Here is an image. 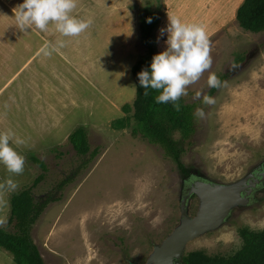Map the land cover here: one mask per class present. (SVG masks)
Here are the masks:
<instances>
[{
  "label": "rangeland",
  "instance_id": "1",
  "mask_svg": "<svg viewBox=\"0 0 264 264\" xmlns=\"http://www.w3.org/2000/svg\"><path fill=\"white\" fill-rule=\"evenodd\" d=\"M162 1L167 8L162 6ZM187 1L181 6L179 0H173L172 4L167 0H77V6L82 19L91 20L93 29L101 28L105 36L106 28L103 30L100 26L105 20L104 14L115 13L118 20H123L120 29L126 35L121 40L117 34L118 45L121 47L125 40L131 44L129 58L131 61L136 58L134 64L146 54L138 28L143 15L149 14L158 20L161 13H165L152 33L156 54L167 48V33L161 36L159 30L167 27L168 15L205 28L210 41L211 68L190 85L187 95L180 99L193 106V115L199 107L204 108L207 115L203 120L194 115V132L184 147L181 162L191 174L205 178L202 180L235 183L264 160V31L251 33L238 26L236 12L244 0H237L236 6H225L222 17L217 15L216 8L192 7L195 4ZM217 18L224 22L220 23ZM125 64L127 59L110 69L117 75L123 72ZM210 73L218 78L224 75L225 80L212 95L215 104L207 106L194 97L198 91L207 94ZM129 74L130 80L122 82L120 76L112 79L123 84L121 91L126 87L128 100L124 105L130 109L120 117H116L118 112L102 96L87 88L83 89L81 98H88L89 109L86 104L56 108L58 116H63L64 125L57 129L55 139L64 137V132L84 127L90 148H98L99 154L86 170L77 172L75 181L62 191L61 200L49 204L33 225L31 237L44 264H144L153 246L160 244L179 222L184 179L159 147L131 134L135 125L132 105L136 87L134 84L133 89L132 72ZM113 84L110 81L108 87ZM106 89L112 93L110 88ZM116 94L114 92L113 97ZM5 101L2 94L0 106ZM29 105L30 109L25 104L29 113L23 111L19 102L10 112H5L10 114L11 128L17 127L9 144L25 158V165L23 173L15 175L0 164V183L13 179L18 185L14 192L29 187L41 174L29 159L32 155L46 166L43 181L33 190L36 200L76 171L81 158L67 138L47 146L53 140L51 118L40 122L41 110L35 111ZM105 118L112 121L106 123ZM117 118L127 119L124 128L114 127ZM15 137L26 143L17 145ZM9 193L7 189L0 190V219H6V223L10 211ZM198 206V200L191 199L190 216H194ZM6 223L0 228H7ZM261 231H264V187L254 195L249 206L233 209L219 229L191 242L182 259L195 252L211 258L233 256L243 245V233ZM0 264H14L12 255L4 249H0Z\"/></svg>",
  "mask_w": 264,
  "mask_h": 264
},
{
  "label": "crops",
  "instance_id": "2",
  "mask_svg": "<svg viewBox=\"0 0 264 264\" xmlns=\"http://www.w3.org/2000/svg\"><path fill=\"white\" fill-rule=\"evenodd\" d=\"M179 1H182L181 6H184L186 0ZM188 1L195 4L192 7L216 8L218 9L217 15L220 17H222V9L225 6L237 5V0ZM168 2L172 4L173 0H167ZM21 3L23 1L0 0V96L5 94L6 98L5 104L0 106V132L11 130L15 133L17 128L15 125L17 123L13 125L15 128H11L12 124L9 123L11 121L10 114L5 112H10L11 108L19 102L26 113H29V104L35 111L37 109H39L38 111L41 110L38 113L40 122H43L46 118H51L49 122L53 124L51 125L53 140L51 139L47 146H50L53 142L57 144L61 140H66L71 133L70 131L64 132V137L55 139L57 129H61L64 125L62 122L63 116H58L56 108H61L64 105L76 108L77 105L84 106L86 104L89 109L88 98H84L85 100L81 98L84 95L82 93L83 89L86 88L89 92H97L96 95L102 96L105 102L113 109H116L118 112L116 117L122 116L124 114L121 111L122 107L128 100L126 87L121 91L123 84L121 82L117 84L112 79L115 76H120L122 82L127 79L130 80L131 74H129V71H131L136 61V58H134V61L129 58L132 47L127 40H125L126 43L122 41L121 47L118 45L117 34L121 40L126 35L120 29L123 20H118V16L115 13L109 16L104 14L103 18L105 20L100 26L103 30L106 28L107 36L101 33V28H99V31L93 29V23L86 31L76 37L61 36L51 24L48 31H40L33 26L32 29L22 32L18 28L12 11L13 8ZM162 6L167 8V4L165 6L163 1ZM80 12L81 9L77 6L71 15L82 19ZM97 12L99 14L100 10L98 9ZM163 14L165 15V13H161L160 18L164 16ZM160 18L157 20L158 23L163 20ZM216 20H220V23L224 22L222 18H217ZM102 39H105V41H102ZM58 40L64 41L65 46L63 48L53 51L49 57L38 54V50L45 41L55 45ZM122 47H126L128 50L126 51ZM18 50L19 53L17 54ZM126 59L127 64H125L124 69L126 70V75L124 70L115 75L110 67L113 68L116 63ZM110 81L114 84L108 87ZM106 88H110L112 93L109 94ZM114 92L117 93L115 97H113ZM100 101L101 99L99 98ZM118 103L119 106H117ZM25 104H28V108ZM34 110H32V113L35 115ZM25 120L28 121L27 118ZM108 121H112V119L105 118V122L107 123ZM45 125L47 126V124Z\"/></svg>",
  "mask_w": 264,
  "mask_h": 264
},
{
  "label": "trees",
  "instance_id": "3",
  "mask_svg": "<svg viewBox=\"0 0 264 264\" xmlns=\"http://www.w3.org/2000/svg\"><path fill=\"white\" fill-rule=\"evenodd\" d=\"M151 19V23L147 21ZM238 26L247 32L264 31V0H244L236 12ZM157 17L145 14L139 18V33L146 54L132 67L131 72L136 87L133 102V122L131 134L139 135L149 144L159 147L164 156L170 159L182 179L188 177V170L181 162V156L188 139L194 132L193 106L185 104L181 99L178 103L180 111H176L171 103H156L159 91L152 88L143 89L139 84L138 73L149 70L151 59L156 55L152 45V33L157 26ZM224 82L225 76L219 77ZM217 88H210L207 95L212 96ZM147 91L148 95H144ZM130 107L124 105L122 111L128 113ZM127 119H118L113 125L124 128ZM178 135V137H176ZM75 154L81 158L76 171L66 176L55 189L39 199L33 197V190L43 181L46 166L38 158L29 156L30 161L40 170L39 174L27 188L9 193L10 211L7 228H0V249L12 255L14 264H44L37 246L32 240V227L47 206L61 200L62 191L75 181L77 172L86 170L98 156L99 149H91L84 127H78L67 137ZM11 227L12 231L8 230ZM243 245L233 256L211 258L201 252L190 253L183 257V264H264V231L245 232L242 235Z\"/></svg>",
  "mask_w": 264,
  "mask_h": 264
},
{
  "label": "clouds",
  "instance_id": "4",
  "mask_svg": "<svg viewBox=\"0 0 264 264\" xmlns=\"http://www.w3.org/2000/svg\"><path fill=\"white\" fill-rule=\"evenodd\" d=\"M76 7L77 0H23V3L12 11L22 32L32 29L33 26L40 31H48L51 24L61 36L76 37L86 31L92 23L91 20H82L71 15ZM147 22L151 23V19ZM159 32L161 36L167 33V48L152 57L149 70L138 73L139 84L145 90L152 88L160 92L156 103H171L176 111H180L179 99L186 96L187 88L211 68L210 41L202 25L182 22L174 15H168L167 27L161 28ZM64 46L63 40H58L55 45L45 41L38 54L49 57L53 51H58ZM207 85L209 88L218 89L222 82L215 73H210ZM144 95H148V92L145 91ZM194 99L202 100L207 106L215 104L214 97L199 91ZM194 115L203 120L207 114L204 108L199 107ZM14 136L15 133L11 130L0 132V164H3L9 173L20 175L24 171L25 158L10 146L9 141ZM15 143L23 145L26 142L15 137ZM17 187L11 178L0 183V190L14 192ZM5 223L6 219H0V226Z\"/></svg>",
  "mask_w": 264,
  "mask_h": 264
},
{
  "label": "water",
  "instance_id": "5",
  "mask_svg": "<svg viewBox=\"0 0 264 264\" xmlns=\"http://www.w3.org/2000/svg\"><path fill=\"white\" fill-rule=\"evenodd\" d=\"M246 180L247 177L231 184L207 180L193 182L186 197L180 202L177 226L160 244L153 246L144 264H183L182 256L191 242L219 229L233 209L246 206L249 195L245 187ZM192 196L199 202L194 216L188 212Z\"/></svg>",
  "mask_w": 264,
  "mask_h": 264
},
{
  "label": "flooded vegetation",
  "instance_id": "6",
  "mask_svg": "<svg viewBox=\"0 0 264 264\" xmlns=\"http://www.w3.org/2000/svg\"><path fill=\"white\" fill-rule=\"evenodd\" d=\"M188 173H189L188 177L184 178V180H183V182H185V185H184V190H183L180 202L186 197V195L189 192L193 182H195L196 180L205 179V178H201V177H196L194 174H191L189 171H188ZM245 177H247L245 187L249 193V195L247 196L248 203L245 206V207H247L253 202L254 195L261 192L263 187H264V160L261 163H259L258 165H256L255 167H253L247 173V175H245ZM245 177H243V178H245ZM193 198H195V197L192 196L191 199H193Z\"/></svg>",
  "mask_w": 264,
  "mask_h": 264
}]
</instances>
